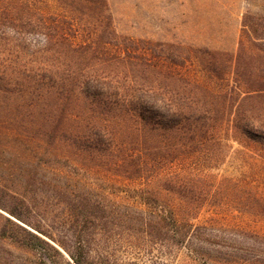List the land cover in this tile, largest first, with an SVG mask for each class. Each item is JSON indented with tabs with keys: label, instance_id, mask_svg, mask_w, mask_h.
Instances as JSON below:
<instances>
[{
	"label": "trees",
	"instance_id": "obj_1",
	"mask_svg": "<svg viewBox=\"0 0 264 264\" xmlns=\"http://www.w3.org/2000/svg\"><path fill=\"white\" fill-rule=\"evenodd\" d=\"M107 18V0H0L1 116L28 121L41 137L54 138L63 126H72L73 147L106 159L117 170L136 171L142 183L188 186L195 177L188 170L195 171L190 158L225 126L264 152V120L249 104L264 97V74L236 72L239 87L223 94L211 92L177 71L184 66L177 49L117 37L110 21L103 27ZM240 26L236 57L251 63L255 53L243 58V45L257 47L258 41H264V26L251 15H245ZM100 30L112 38L106 42L96 39ZM215 77L223 81L222 76ZM164 138L178 142L167 157L160 149ZM170 153L178 155L170 159ZM3 181L8 178L0 182V210L8 215L0 212V244L30 253L52 248L64 257L50 244L53 235L28 224L27 215L35 213L28 198ZM100 199L94 205L87 199L74 202L71 208L82 228L88 224L98 228L99 241L108 237L110 225L122 228L128 221L157 229L160 237L185 243L205 259L199 254L202 247L199 252L193 248V241L202 237L215 245L213 252L220 256L211 261L217 264H264V233L226 226L194 227L179 221L171 210H159L145 219L144 211L132 215L117 205L109 209ZM169 219L175 227L172 230ZM88 237L81 231L74 234L71 248L58 241L72 264H89L93 259ZM0 264L16 262L0 253Z\"/></svg>",
	"mask_w": 264,
	"mask_h": 264
},
{
	"label": "rangeland",
	"instance_id": "obj_2",
	"mask_svg": "<svg viewBox=\"0 0 264 264\" xmlns=\"http://www.w3.org/2000/svg\"><path fill=\"white\" fill-rule=\"evenodd\" d=\"M107 1L110 20L107 18L103 27L110 21L117 37L149 40L177 49L182 56L179 62L184 64L177 71L204 89L223 94L240 86L236 72L264 74V53L260 51H264V41H258L257 47L244 43L243 58L255 53L251 63L236 57L244 16L259 18L264 26V0ZM82 38L87 39L86 32ZM99 38L106 42L112 36L102 35L100 30L96 39ZM249 104L264 120V97L254 98ZM2 112L0 108V182L8 178L3 184L28 198L35 212L27 215L28 224L53 235L50 244L64 256L47 247L30 253L0 244L1 255L16 264H72L58 241L71 248L72 236L80 231L89 234L91 240L93 259L89 264H217L211 261L220 256L213 252L215 245L205 243L202 237L203 243L193 241V248L199 252L202 247L199 254L205 259L192 253L185 243L160 237L157 229L128 221L122 228L110 225L108 237L99 241L98 228L93 224L82 228L73 216L72 204L85 199L94 205L101 198L109 209L117 205L132 215L144 211L145 219H151L154 214H150L159 210H171L179 221L194 227L226 226L264 233V152L227 126L190 158L195 171L188 170L195 177L182 188L169 182L142 183L136 171L117 170L106 159L82 147L78 150L70 141L72 126H63L54 138L41 137L38 131L31 130L28 121H10L1 116ZM177 143L162 139L161 155L167 157ZM176 155L169 158L175 159ZM42 219L46 223H40ZM168 226L175 228L170 219ZM2 246L11 255L4 253Z\"/></svg>",
	"mask_w": 264,
	"mask_h": 264
}]
</instances>
